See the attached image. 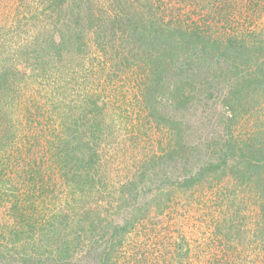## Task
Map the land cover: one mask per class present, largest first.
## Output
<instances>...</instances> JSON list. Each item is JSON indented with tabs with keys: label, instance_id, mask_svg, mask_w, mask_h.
I'll list each match as a JSON object with an SVG mask.
<instances>
[{
	"label": "trees",
	"instance_id": "16d2710c",
	"mask_svg": "<svg viewBox=\"0 0 264 264\" xmlns=\"http://www.w3.org/2000/svg\"><path fill=\"white\" fill-rule=\"evenodd\" d=\"M187 1L203 7V0H182L184 4ZM38 3L42 4L41 12L35 10L29 17L40 21L37 28L16 35L26 39L19 40L11 48L13 52L3 50L12 62L4 60L0 65V90L4 89L5 96L2 106L8 107L0 105V264H77L72 256L81 247L86 231L94 232L101 241L92 251L94 262L90 259L88 264H233L231 254L222 258L212 255L209 261L197 253L190 257V242L183 234L173 237L170 233L160 239L156 234L151 237L148 231L137 239L140 234L134 228L142 218H148L150 207L161 212L169 202L163 186L168 180L166 174L153 178L157 189L145 204L138 197L148 192L145 186L152 179V164L173 157L171 151H151L141 162H134L133 172L117 188V203H132L133 213L121 223L106 220L116 209L117 198L101 172V146L108 112L113 107L120 110L119 105L114 106V94L110 95L112 75L118 77L129 70L139 75L135 80L139 111L147 120L156 117V97L166 87V73L175 78L168 91L175 110L170 117L174 125L168 126L174 150L179 148L175 137L181 129V115L191 101L223 95L227 103L222 120L235 122L237 106L241 105L235 87L241 90V86L254 84L253 90L264 96V58L259 61L251 55L238 59L250 50L264 55L260 30L232 26L220 31L215 20L211 24L205 17L193 18L190 9L181 12L176 7L172 11L173 5L164 1L155 4L152 0L145 6L147 13L133 8L132 0ZM213 8L211 5L209 11ZM41 13L44 16L40 19L37 14ZM21 55L28 73L14 67ZM87 55L90 62H82ZM75 58L82 66L89 64L84 69L87 75H95L88 85L86 74L79 81L70 77L75 71ZM238 64L247 66L243 84L237 80ZM70 78L80 90L67 100ZM48 83L53 85L46 87ZM33 84L36 88L28 89ZM211 145L207 143L208 148ZM254 150L225 138L219 146L220 160L189 161L196 164L195 171L170 178L171 186L186 193L201 184L202 175L223 169L230 157L236 160L233 155L237 151L245 154ZM239 157L233 165L236 172L243 165H253L252 156ZM255 158L259 160L260 156ZM106 195L114 200L108 207L109 214L88 207ZM259 213L264 233V205Z\"/></svg>",
	"mask_w": 264,
	"mask_h": 264
},
{
	"label": "rangeland",
	"instance_id": "374dc122",
	"mask_svg": "<svg viewBox=\"0 0 264 264\" xmlns=\"http://www.w3.org/2000/svg\"><path fill=\"white\" fill-rule=\"evenodd\" d=\"M38 1L0 0V65L4 60L12 62V58L6 57L3 50L9 48L13 52L11 48H15L19 40L26 39L25 36L16 35L23 34L25 31L31 32L33 28H37L35 25L40 23L36 19L29 20L31 12L35 10L41 12L42 4ZM163 1L166 5L167 0H155V4H161ZM169 1L171 2L167 5H173L172 11L176 7H180L181 12L190 9L188 13L193 18L202 16L207 18V22L211 24L215 20L220 31L229 30L232 26L237 30L257 29L260 30L259 32L264 38V0H203V7H194L190 1L185 4L182 0ZM132 2L133 8L147 13L145 6L149 5L152 0H132ZM211 5L214 7L213 12L209 11ZM153 10H156L155 7ZM37 15L40 19L44 16L43 13ZM255 54H252L250 50L243 54L244 57L238 59L240 61L241 58H249L245 56L251 55L254 58L257 56L259 61L264 58V55ZM2 57L5 59L2 60ZM19 58L14 67L28 73V69L22 66V55ZM81 61L89 63V56L82 57ZM81 61L76 58L72 60V65H76L72 66L75 71L70 77L76 78L78 81L81 80L80 76L83 77L87 73L84 71L86 66L89 67L88 63H83L86 66H82ZM91 62L95 63L96 61L92 60ZM238 65L242 68L245 64ZM241 68L237 78L239 84L246 82L244 76L246 73L248 74L247 66L245 70H241ZM91 76L86 74L85 85H88L95 77L93 74ZM136 76L139 75L135 71L129 70L121 73L118 77L112 75L110 82L112 88L110 95L114 94V106L119 105L120 110L113 107L106 117V136L101 146L103 156L101 172L106 177V186L112 196L115 195L117 199L114 201L113 197L110 198L106 195V197L99 198V203L92 201L88 207L93 210H101L106 215L110 213L108 207L113 205L114 201L116 209L110 213L106 220L112 223L123 222L133 213L132 203H117L119 198L117 188L133 172L134 162H141L151 154V151L163 149L171 151L173 157H168L165 160L160 158L152 164V168L149 169L152 179L147 181L148 187L145 186L148 192L146 195L138 197V201L145 204L146 198H149L157 189L153 178L157 179V176L166 174L168 180L164 181L163 186L166 199L168 197L169 202L163 206L161 212L150 207L147 215L149 219L142 218L134 228L135 232L140 234L137 239L143 238L148 231L151 232V237L156 234L160 239H165L166 235L170 233H173V237L176 233L180 236L183 234L190 242V257L197 253L209 261L212 255L222 258L223 255L231 254L233 264H264V244H262L264 233L260 227L262 219L259 216L260 209L264 205L263 93L255 92L254 84L241 86V90L238 86L235 87L234 91H237L240 96L239 102L241 103L240 106H237L239 116L235 122L222 120L223 110H226L224 106L227 103L224 101L223 95L191 101L185 109L186 111L184 110L181 115V129L179 136L177 134L175 137L179 142V148L174 150L172 148L174 139L170 137L171 132L168 131V126L174 125L170 117L175 110L172 107V95L168 91L169 88H173L175 78L171 77L169 72L166 73L167 80L164 83L166 87L156 97L158 116L157 114L156 117L150 116L147 120L139 111L140 96L137 92ZM71 78L68 79L71 90H68V87L65 91L69 92L67 100L77 96L80 90V87ZM51 85L53 83H48L46 87ZM34 88H36L35 84L28 89ZM3 91L4 89L0 90L1 106L5 103ZM75 107V113H77L78 105ZM4 109H8V107ZM228 125L230 128H227ZM79 138L84 140L85 136L79 135ZM225 138H232L241 145L245 144L256 148L255 153L246 152L245 155L237 151L233 155L236 160L230 157L227 164L222 167L223 169L213 170L202 175L201 184L199 183V186L191 188L186 193H180L175 185L171 186L170 178L181 177L183 174H188L189 170L195 171L196 164L193 165L189 161L196 159V161L212 160L216 162L220 160L222 152L219 151V146ZM208 142L214 146L211 145L208 148ZM239 156H252L253 165L247 167L243 165L244 168L236 172L233 165L240 158ZM255 156H260V159L256 160ZM240 166L242 165L240 164ZM219 176L221 179L218 181L215 177ZM161 183L163 184V182ZM164 197L161 196L162 199ZM83 237L81 247L74 251L72 256V260L77 264H88L89 260L93 258L92 251L96 250V246L101 242L98 240V236L91 231L83 233ZM197 262L200 264L199 261Z\"/></svg>",
	"mask_w": 264,
	"mask_h": 264
}]
</instances>
